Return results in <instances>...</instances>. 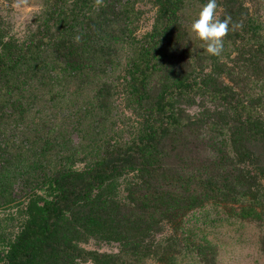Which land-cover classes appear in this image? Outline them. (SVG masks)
I'll return each mask as SVG.
<instances>
[{
  "label": "rangeland",
  "instance_id": "rangeland-1",
  "mask_svg": "<svg viewBox=\"0 0 264 264\" xmlns=\"http://www.w3.org/2000/svg\"><path fill=\"white\" fill-rule=\"evenodd\" d=\"M125 1L101 0L98 5L96 0H68L59 16L50 19L49 10L60 0H0V56L10 47L26 49L37 40L46 48L26 66L28 82L12 78L7 100L0 99V108L9 109L0 113V264H5L6 252L30 215V202L51 193L49 180H41L43 166L46 174L60 166L84 171L131 145L150 127L144 113L160 86L175 87L188 72L199 86L187 93L174 91L178 125L151 156L158 174L164 178L202 174L215 177L222 187L245 179L246 189L258 190L264 202V153L251 149L246 138H241L242 144L233 143L231 136L239 130L237 110L214 100L210 91L215 86L231 88L242 101L243 112L264 121V0H217L216 18H232L218 57L207 54L200 41L189 40L190 25L207 0H185L180 20L161 49L164 59L150 79L142 108L131 98L129 68L137 49L130 45L153 39L159 14L155 0H129L124 7ZM129 8L130 41L120 38ZM54 35L59 38L48 45ZM94 49L109 54V67L90 72V66H83L85 54ZM4 87L0 81V94L7 91ZM23 95L31 100L24 104ZM20 101L23 108L16 105ZM137 184L135 174L125 171L111 186L126 206ZM166 186L169 190L173 183H162L154 193L163 194ZM226 194H204L200 188L201 208L208 211L175 222L161 220L156 229L142 231L147 248L140 247L136 254L97 231L92 225L96 216L91 214L92 231L82 228L84 236L77 245L85 252L119 254L122 264H264L259 246L264 220L240 217V208L251 197L234 199L231 191ZM134 198L139 200L140 195ZM75 264L95 262L82 255Z\"/></svg>",
  "mask_w": 264,
  "mask_h": 264
},
{
  "label": "trees",
  "instance_id": "trees-1",
  "mask_svg": "<svg viewBox=\"0 0 264 264\" xmlns=\"http://www.w3.org/2000/svg\"><path fill=\"white\" fill-rule=\"evenodd\" d=\"M67 2L68 0H60L59 5L55 3L54 8L49 10L48 17L50 16V19L52 15L58 17V13L64 7L62 5ZM155 3L160 23L156 29L157 34L145 44L133 42L130 45L137 49L129 68L131 98L140 108L143 107L144 96L149 92V82L156 67L163 62L161 49L166 37L168 40L170 32L175 29L176 21L180 20L179 12L185 0H155ZM128 5L129 0H126L122 6ZM132 14L130 8L126 9L125 22L120 25L122 29L120 38L123 35L125 40L129 39V41ZM68 25L70 28L73 27L70 23ZM56 38L59 36L54 35L47 40L48 45H54ZM41 42V40L32 41L26 49L10 47L3 56H0V81L5 83L4 88L7 87V91L0 94L2 102L7 100L5 94L10 92L8 88L10 83L15 80L28 82L23 73L26 71V66L30 65V61L38 58L46 50ZM27 43L28 41L25 44ZM109 62V54L103 53V49L91 50L85 54L82 61L83 66H90V72L94 68L99 69V66L109 67ZM32 74L33 72L29 73ZM192 74L193 72H188L175 87L160 86L152 98V105L144 113L148 117L147 122L150 123V127L146 128L141 133V137L131 145L98 160L84 171L60 166L56 171L49 170L46 174V166H43L41 180H49L48 189L51 193L48 198L40 197L37 201L30 202L32 208L30 215L6 252L5 264H75V259L82 255L88 256L95 264H122L119 254L85 252L77 245L84 236L82 228L87 232L92 231V226H88L90 214L96 216V224L92 225H96L94 227L97 231L106 233L121 243L124 251L127 248L128 253L136 254L140 251V247L147 248L140 238L142 231L156 229L157 223L161 220L175 222L178 217L183 218L191 213L194 217H198L208 211L201 208L200 188L204 194L215 196L228 195L226 191H231L234 199L251 197V200H247L240 208V217L264 220L263 196L258 190L257 192L247 190L245 179L237 180L233 185L227 183V187H222L215 177L206 178L202 174H181V176L174 175L173 178H164L158 174V169L153 164L152 154H156L160 149L165 134L178 125L174 113L176 97L174 91L187 93L199 86L195 80L196 76ZM35 75L34 73V78ZM14 77L16 79L11 80ZM32 86L35 87L34 84ZM34 89L31 88L30 92L33 93ZM210 91L214 100L232 104L237 110L239 130L231 136L233 143L242 144L241 138H246L251 149L259 148L264 153V121L255 119L251 112L244 113L245 107L242 101L231 88L215 86ZM20 99L24 104L31 100L29 95H23ZM22 101L16 104L17 107L19 105L21 108L24 105ZM8 110L1 106L0 113ZM15 112L17 110L13 111ZM19 112L24 113V111ZM249 151L247 148L246 155ZM0 168H2L1 164ZM125 171L134 173L139 180V184L130 191L126 206L117 200L116 188L111 186ZM165 182L173 183V187L168 190L166 186L163 194L154 193V190ZM137 194L140 195L139 200L134 198ZM104 216H108V219ZM174 217L175 220L171 221ZM259 246L264 253V235L259 240Z\"/></svg>",
  "mask_w": 264,
  "mask_h": 264
},
{
  "label": "clouds",
  "instance_id": "clouds-1",
  "mask_svg": "<svg viewBox=\"0 0 264 264\" xmlns=\"http://www.w3.org/2000/svg\"><path fill=\"white\" fill-rule=\"evenodd\" d=\"M101 0H96L100 4ZM217 0H207L201 7L198 17L191 23L189 29L190 41L198 40L200 47L211 56H221L224 51V38L230 31L231 16L223 20L216 18Z\"/></svg>",
  "mask_w": 264,
  "mask_h": 264
}]
</instances>
